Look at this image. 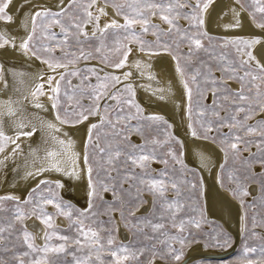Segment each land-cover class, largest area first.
<instances>
[{
  "label": "snow or ice",
  "instance_id": "1",
  "mask_svg": "<svg viewBox=\"0 0 264 264\" xmlns=\"http://www.w3.org/2000/svg\"><path fill=\"white\" fill-rule=\"evenodd\" d=\"M216 3L217 0H0V55L11 49L27 60L40 61L48 69L47 73L37 74L40 82L29 93L31 100L28 96L15 101L11 97L0 100V154L10 144L14 145L8 155L0 158V178L6 181L4 169L9 167V160L22 152L18 141L23 137L29 140L28 155L32 162L28 164L25 160L22 175L17 169L11 171L22 181H37L24 198L11 193L0 195V213H11L10 217L0 215V264H93V260L103 264L101 253L111 257V264H125L129 260L141 264L140 257L145 253H150L146 264H178L183 249L198 242L201 220L188 217L177 222L184 208L179 199L182 186L190 185L191 199L201 183L195 180V172L192 181L187 179L190 170L183 164L184 153L175 147L183 148V143L171 134L164 141L158 138L161 127L171 125L159 114H144L135 103L132 71L124 72L122 77L104 71L128 66L144 77L145 70L151 68L150 62L136 59L129 64V58L137 52L149 58L165 53L176 62L175 71L187 100L188 131L196 139L217 145L224 153L218 183L240 203L242 234L259 235L255 229L264 228V214L255 211L264 208V118H259L264 117V39L237 36L213 44L206 30V14L211 15L209 10ZM229 11L232 22L223 25L226 30L243 29L242 13L246 12L251 27L264 34V0H232ZM102 18H107L103 24ZM153 18H158L161 24L154 23ZM180 18L189 21L188 28L179 25ZM163 24L168 28H163ZM149 32L154 40L144 39ZM109 37L114 38L111 47ZM182 44H187L186 53L181 51ZM217 47H231L234 52L222 51L217 55ZM57 50L60 55H56ZM201 52L207 59L200 57ZM81 60L98 61L87 71L100 83L84 85L89 79L84 76L81 85H71L68 77L80 74L76 65ZM9 72L14 77L26 75L7 70L0 62V80L5 88L8 84L4 77ZM147 78L153 80L155 76L149 72ZM63 84L69 86L62 92ZM117 85H122V92ZM145 88L160 99L165 98L164 89L153 90L150 85ZM207 93H211V105L201 103ZM45 95L50 108L39 99ZM85 97L87 104L83 102ZM26 100L39 110L35 116L38 123L23 115ZM194 106L199 109L196 120H193ZM49 112L54 118L40 115ZM5 117L11 121V135L5 131ZM224 128L228 131L224 132ZM72 130L82 131V151L74 150ZM134 135L140 138L139 143L132 139ZM50 142L55 146L44 148L41 156V146ZM253 144L255 152L251 151ZM165 148L166 151H161ZM245 151L249 155L244 156ZM229 158L239 166L229 170ZM205 160L201 154V162ZM153 163L164 167L156 172ZM176 173L183 177L179 182L174 178ZM45 174L61 178L52 180ZM63 178L76 182L86 199L85 207H75L60 196L58 190L65 187ZM170 191L174 193L171 199L166 195ZM104 193H111L112 199L106 200ZM146 195L152 198L153 210L160 209L158 217L136 215L142 205L149 203ZM245 197H251V202ZM98 201L106 206L103 214L108 215L107 221H97ZM8 202L11 208L5 207ZM48 206L54 212H49ZM249 210H253L251 217ZM115 213H119V220ZM33 216L45 226L43 244H37V236L24 225ZM54 216H63L68 221L67 228L56 225ZM165 220L177 234H170ZM113 221L117 225L123 221L129 230L142 232L146 241L156 243L144 244L137 251L129 245H116L111 228L92 227L94 223L111 225ZM145 228H150L154 235L144 232ZM101 231L107 232L106 242ZM14 234L16 243L9 247L5 241ZM212 239L219 242L218 237ZM21 241L24 251L16 250ZM258 250L264 255V245L258 249L245 242L242 254L247 257ZM69 255L71 262L67 260Z\"/></svg>",
  "mask_w": 264,
  "mask_h": 264
},
{
  "label": "bare ground",
  "instance_id": "2",
  "mask_svg": "<svg viewBox=\"0 0 264 264\" xmlns=\"http://www.w3.org/2000/svg\"><path fill=\"white\" fill-rule=\"evenodd\" d=\"M232 6V0H217L214 8L210 9L211 15L206 14V30L209 35L213 37L223 38L225 41L230 40L237 36L251 37L260 36L264 39V34H261L259 29L251 27L248 23L247 13H242L245 21V27L243 29H228L226 30L223 25L232 22V13L229 11V7ZM239 7V5H235ZM14 10V6H13ZM109 14H112V9H108ZM118 20H120L117 17ZM107 18H102L101 24L106 22ZM160 24V21L154 20ZM121 22V20H120ZM91 31V29H89ZM140 59L142 61H148L151 64L150 69L145 70L144 77L140 76V73L135 68H129L125 66L123 69L115 70L112 68H105V72L114 73L122 77V74L127 71H132L133 76L130 77L134 87H135V101L141 106L144 114H159L163 116L164 120L171 125V130L173 135L183 143L182 151L184 156L182 157L186 164L195 170L201 179L204 207L205 213L210 220H215L219 222L231 235L232 244L227 249H208L203 245L194 244L186 252V257L192 259L191 262H195L204 258H215L220 257L229 251H234L240 241L241 232V206L240 203L233 199V197L226 192L221 185L218 183V172L220 165L224 162V153L220 151V148L215 144H211L208 141L196 139L192 137L188 131V116L186 114L187 100L184 95V89L181 84V80L175 71L176 62L172 60L171 56L165 53H161L158 56L149 58L141 53H135L129 58V64L132 61ZM0 62L7 70H15L17 72H24L26 75L23 77H14L7 73L4 79L7 81V88H5L4 82L0 80V100H7L11 97L14 101L21 98L22 96H28L31 100L32 97L29 95L31 91L35 88L36 83H39L36 79L38 73L48 72L45 65L41 64L38 60H27V58L20 56L18 53H13L11 49L7 50L6 53L0 55ZM90 66L98 65V63H87ZM62 71V69L60 70ZM151 72L155 79L149 80L147 78L148 73ZM103 74V73H101ZM47 77L45 76V79ZM22 81V82H21ZM127 83V81H125ZM151 89H164V99H160L158 95H153L152 91L146 90L145 86H149ZM116 87H122V85H117ZM233 87H235L233 85ZM210 94L207 100H210ZM40 101L50 108V101L47 95L39 97ZM26 105V112L23 114L27 120H32L33 122L38 121L35 119L36 114L39 112L38 109L32 107L28 101H24ZM40 115H47L48 118H54L49 112L48 114L40 113ZM11 121L5 117V131H9ZM72 138L75 141L74 150L82 151V131L72 130ZM39 139V135L35 140ZM35 140L32 142V147L35 148L37 145ZM22 152L12 160L7 163L9 167L4 169L7 173L6 181L0 178V195L4 194H14L24 198L28 194V190L35 186L37 181H22L16 176L15 172L11 169H17L20 171L21 175L26 167L25 160L27 163L31 164L32 157L28 155L29 153V140L28 138H21ZM51 144L42 145L40 155L43 156L44 148L54 147ZM14 145H9L3 154H0V158L3 155H8ZM201 154L206 157V160L201 162ZM2 177V174H0ZM45 177L55 180L59 177L57 174H45ZM65 181V187L59 190L60 196L67 202H70L75 207H85L86 199L83 195L82 190L77 186L76 182L69 181L63 178ZM105 196V195H104ZM106 198L110 199L108 196ZM149 208V203L142 205L136 214L147 213ZM118 214L115 213L116 220H118ZM54 221L56 225H62L58 217L54 216ZM116 224V222H115ZM25 225L31 231L34 236H37L36 243L43 244L41 237L43 236L44 226L41 225L35 217H30L25 221ZM63 226V225H62ZM116 232L119 239L122 241L126 239V234L124 230L120 227V224H116ZM236 234L240 236L238 241H235ZM185 257V258H186ZM181 263V262H180ZM178 263V264H180ZM190 263V262H189ZM188 263V264H189ZM159 264V262H157ZM173 264V263H172Z\"/></svg>",
  "mask_w": 264,
  "mask_h": 264
},
{
  "label": "rangeland",
  "instance_id": "3",
  "mask_svg": "<svg viewBox=\"0 0 264 264\" xmlns=\"http://www.w3.org/2000/svg\"><path fill=\"white\" fill-rule=\"evenodd\" d=\"M118 18L121 20V23H122L123 22L122 18H120V17H118ZM155 19L160 21L158 18H153V22L156 23V24H159V23L154 21ZM178 23H179V25L182 28H188V25H189V21L188 20L180 18ZM160 24H161V21H160ZM162 27L167 29L168 25L167 24H163ZM138 28H139V26H137V29ZM53 30L56 31V32H59V28H55ZM211 37H212V43L216 44V45L222 44L225 41L223 38H220V37H213V36H211ZM113 39H114L113 37H109L108 38L109 47L112 46V40ZM144 39L151 41V40H154L155 37H153L151 35V33L149 32L148 34H145ZM204 43H205V45H207L208 41L205 40ZM181 51L183 53L187 52V44H182ZM222 51L223 52H228V53H233L234 49H232L231 47L226 48V49H221L219 47L216 48L217 55H219ZM56 55H60L59 50L56 51ZM199 55H200L201 58L207 59V56H206L205 53L201 52ZM90 62L91 63L92 62L93 63H95V62L98 63V61H96V60H91V61L81 60L76 65V67L81 69V72H80V74L78 76H75V77L69 76L68 77V80L71 81V85L72 86L81 85V80H82V78L84 76H88L89 77L88 80L84 81V85H87V84L97 85L98 83H100V81H97V79L95 78L94 75H91L87 71V68L91 67L89 64H87V63H90ZM195 66H197V65L194 64V67ZM216 74L219 75V73H216ZM101 76H103V74H101ZM68 86H69L68 84H63L62 85V92H63V89L65 87H68ZM234 86L236 87L235 84H234ZM118 89H120L121 92L123 91V87H119ZM209 94L211 95V93H207L206 94V99L201 101L202 104L211 105L212 96H210V100H207ZM61 98L63 99V96ZM83 102L85 104L88 103L87 97H85L83 99ZM109 103H114V102L110 101ZM135 103H137V102L135 101ZM133 111H134V109H133ZM198 113H199V109L195 108V106H194L193 120L197 119ZM221 114H223V112ZM259 118H264V117H259ZM249 123H254V121H249ZM223 131L227 132L228 129L224 128ZM169 134L174 136L173 133H172L171 128H165V127L162 126L160 131H159L158 138L161 141H164V140L168 139V135ZM132 139L134 140V142H137V143L140 142V138L138 136L134 135L132 137ZM256 139H258V137ZM175 147L178 150L182 151V148L180 147V145H175ZM256 150H257L256 149V145L253 144L252 148H251V151L255 152ZM161 151H166V148L165 149H161ZM243 155L247 156V155H249V153L247 151H245L243 153ZM224 161H225V159H224ZM183 164H184V166H186L190 170L187 173L188 181H192L193 180L192 172H195V174H196L195 175V180H198V181L201 182L199 174L195 170H193L191 167H189L186 164V162L184 161V159H183ZM238 166H239L238 163L236 165L233 164V161H232L231 158L228 159V169L229 170H231L233 167H238ZM163 167H164V165L160 164V163H153L152 164V168L155 169L156 172H158ZM169 167L170 168L172 167L171 163H170ZM175 167L176 168H180L181 166L180 165H176ZM137 171H140V170L137 169ZM220 171L221 170L219 169L218 174H220ZM154 175H155V173H154ZM174 178H176L178 182L181 179H183V177H181L179 175V173L174 174ZM225 178H227V172H225ZM188 187H190V185L185 184V185L182 186V195H181V197L179 199L184 204V208L178 214L177 222L181 218L193 217V218H195L197 220H201L202 221V230H201V233L199 235H197V237H196V240L198 242L189 244L183 249V256H182V259H181L180 262H182L185 259L187 250L194 244H200V245L205 246L208 249H214V250L215 249H227L232 244V237H231L230 233L219 222H217L215 220L208 219V217H207V215L205 213L202 182L200 183V186L198 187L195 195H193L191 197V199H189ZM103 195H105L104 198L106 200L110 201L112 199L111 193H104ZM166 195L168 196L169 199H171V198H173L174 193L170 191ZM106 196H108L110 199L106 198ZM145 198L149 201V208L147 210V213L138 214V215L136 214V215L138 217H149V218H153L154 216L158 217L159 214H160V209L157 207L155 209V211H154L152 203H151L152 198L150 196H147V195H146ZM245 200L251 202V197H245ZM97 203L100 205V207H99V213L100 214L97 217V221H107L108 220V215L103 214L104 213V209H105L106 206L103 205V204H100L99 201ZM5 207L6 208H11V202L6 203ZM47 210L49 212H54V209L51 206H48ZM255 211L259 212L260 214H264V208H257V209H255ZM252 212H253V210H249V216L250 217L252 215ZM117 214H118L117 216H119V213H117ZM0 215H3L5 217H10L11 213L10 212H4V213H0ZM56 217H58L61 221H63V224H62L63 226L59 225V227L66 229L67 226H68V221L63 216H56ZM35 219L41 225H43L40 222L39 219H37L36 217H35ZM118 220H119V217H118ZM25 221H24V225H25ZM154 222H160V221L154 220ZM163 222L165 223L166 227L168 228L170 234H177L176 233V229L171 228L168 225V221L167 220H165ZM133 223H135V222H133ZM248 223H249V227H251V219H249ZM119 224H120V227L124 230V232L126 234V239L123 240V241L121 239H119V237H118V234L116 232L115 221H113V223L111 225H109V224H103L102 225V224H99V223H94V224H92V227L97 229V230L111 228L112 229V237H113L116 245H121V244L129 245L131 248H133L134 250H137V251L144 244L156 243L155 240L146 241L145 237H144V233H142V232L129 230V228L125 226L123 221H121ZM19 228H20V225H17V229H19ZM26 228H27V226H26ZM27 230L29 232H31L28 228H27ZM195 231L196 230L193 229V232H195ZM255 231L257 233H259V235L251 236L250 234H248V235L242 234L241 239H240L238 245L236 246V249L231 254H229L228 256L222 257V258H220V257L219 258H217V257L208 258L207 257V258L195 261V262H190L189 264H249V260L252 261V264H264V255H261L259 250L256 253H250L247 257L243 256V254H242L245 242H247L249 247H257L258 249H259V247L261 245H264V228H259L258 227V228L255 229ZM144 232H146L150 236L154 235L150 228H145ZM65 234L74 235V233H65ZM100 235L106 242V240H107V232L106 231H101ZM183 235H187V233H184ZM212 237H218L219 242H217L216 239H212ZM56 242L59 243V241H56ZM13 243H16V234H14L12 237H10L8 241H5V244L7 246H9V247H11V245ZM174 246L176 248H180V245L178 243H175ZM16 250H18V251L26 250V248L22 246V241H21L20 244L17 245V249ZM84 254L87 255V249H85ZM77 255H80V254L77 253ZM101 255L104 256L103 264H111V257L107 253H101ZM93 256H95V253H93ZM149 257H150V253H145L144 256H141L140 257L141 264H146V261H147V259ZM5 258L9 259L10 257L6 256ZM25 259H27V258H25ZM67 260L69 262H71L72 261V257L70 255L67 256ZM180 262H178V263H180ZM172 263L173 262H169V264H172ZM93 264H100V262L93 260ZM125 264H135V261L129 260V261L125 262Z\"/></svg>",
  "mask_w": 264,
  "mask_h": 264
},
{
  "label": "water",
  "instance_id": "4",
  "mask_svg": "<svg viewBox=\"0 0 264 264\" xmlns=\"http://www.w3.org/2000/svg\"><path fill=\"white\" fill-rule=\"evenodd\" d=\"M240 236L241 235H237L236 234V236H235V241H238L239 239H240ZM239 242V241H238ZM232 253V251H229V252H226L225 254H222L221 256H220V258H222V257H226V256H228L229 254H231ZM217 258H219V257H217ZM192 261V259H190V257L188 258V257H186L180 264H188L189 262H191Z\"/></svg>",
  "mask_w": 264,
  "mask_h": 264
}]
</instances>
